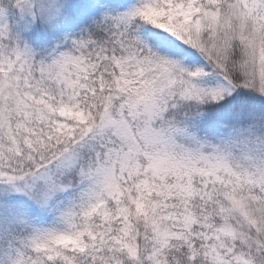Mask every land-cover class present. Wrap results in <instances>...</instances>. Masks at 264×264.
I'll use <instances>...</instances> for the list:
<instances>
[{
	"label": "snow or ice",
	"instance_id": "obj_1",
	"mask_svg": "<svg viewBox=\"0 0 264 264\" xmlns=\"http://www.w3.org/2000/svg\"><path fill=\"white\" fill-rule=\"evenodd\" d=\"M0 264H264V0H0Z\"/></svg>",
	"mask_w": 264,
	"mask_h": 264
}]
</instances>
